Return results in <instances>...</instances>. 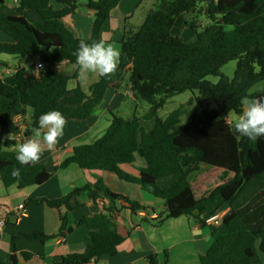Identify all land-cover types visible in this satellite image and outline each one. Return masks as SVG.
Returning <instances> with one entry per match:
<instances>
[{"label":"trees","instance_id":"trees-1","mask_svg":"<svg viewBox=\"0 0 264 264\" xmlns=\"http://www.w3.org/2000/svg\"><path fill=\"white\" fill-rule=\"evenodd\" d=\"M0 0V31L12 41L0 42V56L15 57L17 65L10 68L0 61V136L4 134L11 114L25 115L30 110L26 134L38 127L40 115L60 111L67 123L85 122L103 103L107 92L129 87L134 98L149 105L144 116L153 120L150 130L140 119H125L112 114L107 131L89 144L78 145L74 154L57 169L77 165L84 171L114 174L120 181L138 185L142 191L164 203L155 218L143 221L161 227L167 220L182 216L196 220L201 226L218 212L207 213L220 198L229 207L212 246L201 256V264H264V136L255 141L230 130L229 118L242 110L241 101L248 97L264 98V89L251 93V88L264 81V0H156L142 25L126 29L120 41V63L110 76H100L89 93L80 85L68 90L78 73L67 75L49 65H74L79 41L63 19L76 13L83 0H18L15 15L3 11ZM122 0H85V7L94 12L86 40L101 39L102 29ZM34 14L37 19L27 16ZM192 14L206 24L194 26L196 41L190 43L172 30L177 19ZM39 58V72L25 67L27 61ZM237 61L232 79L221 69ZM10 71L7 73L6 71ZM219 76L214 84L207 77ZM187 91L197 92L186 104L165 118L159 111L173 97ZM16 141L6 139L0 150V180L6 189L24 190L48 182L52 174L44 164L21 166L12 151ZM146 167L134 176L124 167L133 166L136 157ZM20 176L11 175L13 168ZM202 167L220 169V184L198 195L191 177ZM178 175L168 188L160 182ZM88 202L102 206L99 214L84 216L76 225L90 231V244L81 253L62 256L55 264H91L101 256H116L125 238L120 234L117 216L123 210L133 215L150 213L144 204L111 191L102 177L70 194L28 204L45 205L51 209L65 208L56 234L35 231L29 240L47 243L63 238L71 231L69 214ZM109 205V207H107ZM165 252L166 261L168 260ZM32 255L20 252L16 237L10 241L8 259L2 264H21L20 258ZM157 253L147 257L148 264H161Z\"/></svg>","mask_w":264,"mask_h":264},{"label":"crops","instance_id":"crops-1","mask_svg":"<svg viewBox=\"0 0 264 264\" xmlns=\"http://www.w3.org/2000/svg\"><path fill=\"white\" fill-rule=\"evenodd\" d=\"M156 0H122L119 6L111 13L110 18L105 23L101 38L107 43L114 40L121 41L126 29H138L131 22L135 19L139 10H143L140 19L142 20L153 7ZM86 3L76 13L63 19L65 25L75 34L77 38H87L89 29L93 20L94 12L85 7ZM15 0H5L3 11L6 14L15 15ZM32 19L37 17L32 13H27ZM192 14H186L177 19L175 27L182 22L186 28H193ZM144 18V20H145ZM144 22V21H143ZM206 23V22H205ZM188 34H190L188 32ZM177 36V35H174ZM180 37V36H179ZM185 40V39H184ZM12 39L0 31V42L8 43ZM187 41V40H185ZM115 45V44H112ZM118 50V46H115ZM120 51V50H119ZM1 61V60H0ZM4 62V61H1ZM9 64V63H8ZM10 68L15 66L8 65ZM25 67L32 72H39L41 63L39 58H32L25 64ZM48 67L73 75L77 72L73 64L65 62L61 64L49 65ZM6 68L0 69V74L4 73ZM98 75L89 73L87 81L71 80L68 84V90L72 91L78 85L89 93L90 87L99 80ZM130 88L124 86L119 91H109L106 97L97 109V111L85 122H69L64 129V135L59 140L55 148L51 151L45 150L40 158L39 164H44L52 174L51 179L45 184L24 190H18L16 187L6 189L0 180V221L5 223L0 227V264L5 263L10 253L11 237H16V242L20 252H26L32 255L29 260L20 258L21 264H55L59 262L62 256L72 253H81L90 244V231L87 227H79L76 223L84 216H91L101 213L102 206L94 205L91 202L85 207L69 214V223L71 231L65 237L51 240L47 243L29 240L26 235L35 231H43L46 234H56L60 228L61 218L65 215V208L51 209L45 205L28 204L27 212L19 217V207L25 205L29 200L58 199L70 194L75 188H83L88 183H94L99 177H102L105 185L111 191L124 194L149 208L148 215L143 212L136 216L128 210H123L117 216L118 229L125 238L123 244L119 247V253L116 256H101L91 264H148L147 257L150 254L157 253L160 256L161 264H201V256L212 246L217 236L224 227L207 225L201 226L196 220L188 219L185 216L169 219L161 227H154L152 224L143 221L144 218H155L158 216V208L162 210L164 203L162 200H156L146 194L138 185L127 184L120 181L114 174L93 173L80 169L77 165H71L67 169H57V167L73 156L74 148L78 145L87 144V137L100 138L107 131L112 121V114L119 115V108L122 99L125 97L133 98L129 92ZM30 110L26 114L13 113L7 124L4 136L0 138V150L4 149L6 139H14L16 145L24 142L31 137L26 134L27 125L30 122ZM120 116V115H119ZM234 116V115H232ZM232 116L229 120L232 119ZM154 127V121H151ZM141 125L144 127L143 123ZM147 130H150V129ZM97 140V139H96ZM95 140V141H96ZM93 143V142H92ZM89 144V143H88ZM2 145V147H1ZM16 145L10 149L16 151ZM146 167V162L139 156L133 166L124 167L128 173L138 176L139 169ZM89 175V176H88ZM220 169H211L202 167L192 175L193 187L198 195L217 187L220 184ZM178 175L171 176L159 184L162 188L170 187ZM215 178L214 185L209 184V180ZM162 183L164 186H162ZM196 186V187H195ZM109 207V205H107ZM226 215L229 207L222 200H216L208 209V214L214 211ZM165 252L168 260L166 261ZM264 262V255L260 254Z\"/></svg>","mask_w":264,"mask_h":264},{"label":"clouds","instance_id":"clouds-1","mask_svg":"<svg viewBox=\"0 0 264 264\" xmlns=\"http://www.w3.org/2000/svg\"><path fill=\"white\" fill-rule=\"evenodd\" d=\"M73 68L78 77L87 81L89 73L98 76L114 74L120 63L121 52L103 38L98 41H79ZM242 110L231 123L230 130L239 136L255 141L264 136V98H244L241 101ZM67 119L58 110H51L40 115L38 127L32 129L33 135L16 145V160L21 166L36 164L45 150L51 151L64 135ZM11 175L20 176V169L13 168Z\"/></svg>","mask_w":264,"mask_h":264},{"label":"rangeland","instance_id":"rangeland-1","mask_svg":"<svg viewBox=\"0 0 264 264\" xmlns=\"http://www.w3.org/2000/svg\"><path fill=\"white\" fill-rule=\"evenodd\" d=\"M81 4H82V7H83V5L85 4V0H83L81 2ZM141 13H143V10L142 11L139 10L137 12V14H136L135 19L131 22L135 27H139L141 25V23H143V21H144L145 16H143L142 20H139L140 16H141ZM190 21L192 22L193 28H186V26L182 22L179 21V24L175 27V29L173 31V35L180 36L182 39H185L188 42L193 43V42L196 41V35H195V31H194V26L198 25L199 23L206 24L205 23L206 22V18L204 16H200L198 22H195L193 19H190ZM188 32L190 34H188ZM111 44H115L114 46H118V48L120 50V41L117 43L114 40ZM0 60L4 61L6 63H9L11 66L17 65V60L13 56L1 55L0 56ZM236 68H237V61L235 60V61H231L228 64H226L221 69V72H222L223 75H225L229 79H232L234 77ZM207 80H209L210 82L216 84V83L219 82L220 77L219 76H210V77H207ZM263 89H264V81H261V82L256 83L251 88L250 92L254 93L256 91H261ZM129 92L131 93V96L134 97L132 91L130 90ZM197 94H198L197 92L194 93V92H191V91H187V92H185L183 94H180V95H177V96L173 97L159 111V116L161 118H165L170 112L174 111L179 106H181L183 104H186L187 102L190 101V99H192L194 97V95H197ZM137 101L138 102H136L135 100H133V98H130V97H125L124 99H122L121 106H120V108L118 110L119 111V115L121 117L125 118V119H131L133 117H137L143 123L144 127L148 129L152 125L151 121H153V120L144 119V116L149 111V105L146 102H144V101H140V100H137ZM232 119H235V116H232ZM1 136H4V135H1ZM1 136H0V138H1ZM97 137H99V136H97ZM97 137L93 138L91 136H88L86 143L88 144V143L94 142L96 139H98ZM1 147H2V145H1ZM215 178H217V177H215ZM215 178L213 177L211 180H209V184H211V185L213 184L214 185V182H216L215 180H217ZM193 179H194V177H191L192 183H193ZM162 186H164L163 183H162ZM197 193L199 194L198 191H197ZM152 198H154V197H152ZM156 200H160V199H156ZM217 200L219 201L221 199L218 198ZM85 210H88V209L85 207ZM157 210L160 213L163 209L161 210L160 207H159Z\"/></svg>","mask_w":264,"mask_h":264},{"label":"built area","instance_id":"built-area-1","mask_svg":"<svg viewBox=\"0 0 264 264\" xmlns=\"http://www.w3.org/2000/svg\"><path fill=\"white\" fill-rule=\"evenodd\" d=\"M18 3H19L18 0H15L16 7L18 6ZM6 72L10 73V71H8V70ZM228 122L231 123V120H228ZM26 212H27L26 206L21 205L19 207V210H18V213L20 214L19 217H22ZM224 217H225V215H223L222 213H216V214H214V215H212L206 219V224L217 227V226L222 224ZM4 223H5V221L1 220L0 221V227L3 226Z\"/></svg>","mask_w":264,"mask_h":264},{"label":"water","instance_id":"water-1","mask_svg":"<svg viewBox=\"0 0 264 264\" xmlns=\"http://www.w3.org/2000/svg\"><path fill=\"white\" fill-rule=\"evenodd\" d=\"M246 98H248V97H246ZM250 99V98H249Z\"/></svg>","mask_w":264,"mask_h":264}]
</instances>
